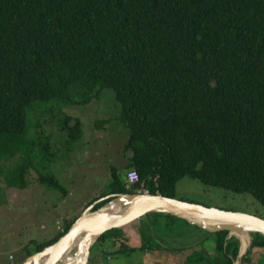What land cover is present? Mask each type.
<instances>
[{
	"label": "trees",
	"instance_id": "16d2710c",
	"mask_svg": "<svg viewBox=\"0 0 264 264\" xmlns=\"http://www.w3.org/2000/svg\"><path fill=\"white\" fill-rule=\"evenodd\" d=\"M103 88L113 90L127 132L125 166L139 181L126 188L113 167L112 188L87 203L92 211L109 193L144 188L175 197L184 176L249 192L264 205V0H0V178L23 188L29 168L49 160V136L30 137L35 105L85 104ZM61 127L70 143L83 134L70 114ZM165 233L198 243L213 237L209 252L169 245L189 250L182 264H235L243 245L227 230L155 211L102 233L85 264L92 248L102 260L157 250ZM254 247H264L260 231H252L240 264H253Z\"/></svg>",
	"mask_w": 264,
	"mask_h": 264
},
{
	"label": "rangeland",
	"instance_id": "374dc122",
	"mask_svg": "<svg viewBox=\"0 0 264 264\" xmlns=\"http://www.w3.org/2000/svg\"><path fill=\"white\" fill-rule=\"evenodd\" d=\"M118 113L119 107L111 88L101 89L98 98L85 104L60 106L51 100L38 103L29 112L30 137L37 141L41 134L45 141L49 136L52 149L48 153L49 160H40L39 164L35 163L37 166L29 168L25 187L10 186L4 176L0 178V264L22 262L28 251L33 250L35 242L52 240L66 223L80 217L83 211L91 212L87 203L112 188L113 167L125 181L124 174L129 168L125 166L128 160L123 143L127 132L117 119ZM65 114L79 117L82 121L83 134L74 143L68 141V135L61 127ZM14 163L15 159L6 161L5 169ZM42 175L45 180H42ZM55 181L60 187L53 184ZM175 198L264 218V205L251 193L230 191L188 176L176 182ZM131 226L135 227L130 223L127 225ZM162 236L157 240L161 244L157 250L133 254L112 252L104 256V260L92 248L90 264H182L194 247L209 252L214 244L213 237L198 243L177 234L165 233ZM251 240L250 230V243ZM126 241L129 242L128 238ZM169 245L191 247V250L189 253V250L175 253L171 252L174 248ZM74 252L75 248H72L70 254ZM252 263L264 264V247L253 248Z\"/></svg>",
	"mask_w": 264,
	"mask_h": 264
},
{
	"label": "water",
	"instance_id": "95a60500",
	"mask_svg": "<svg viewBox=\"0 0 264 264\" xmlns=\"http://www.w3.org/2000/svg\"><path fill=\"white\" fill-rule=\"evenodd\" d=\"M108 196L112 197L104 205H107L112 201L117 202L122 205V210L119 214L110 216L94 214L104 205L94 211H91L90 213H92V215L94 214L93 216H84L86 212L83 211L80 214V217H78L72 224L70 229L56 242L46 245L40 251L33 252L19 264H27L30 260H34L35 264H39V259L49 253H51V256L46 259L44 264H71L69 261L64 263L63 260L61 262L60 259L67 250L69 243L80 233L83 235L81 241L78 243V247L80 248L83 246L84 254L78 257V261L75 264H85L88 259L91 244L102 233L110 228L123 225L133 219L139 218L148 212L155 211H162L180 216L209 231L227 230L228 236H236L237 233H235V231L242 230L245 227L244 224L251 225V227H253L251 231H260L264 234V218L259 217L256 214L226 210L214 206H206L199 203L177 199L175 197L164 196L160 193L151 194L138 191L109 194ZM93 204L88 206L89 209L93 206ZM194 216H201L204 219L219 218L222 219L223 222L220 224H207L206 222L190 218ZM240 248L239 258L236 261L238 264H240L241 259L246 254L248 247L244 252L242 251V245Z\"/></svg>",
	"mask_w": 264,
	"mask_h": 264
},
{
	"label": "bare ground",
	"instance_id": "6f19581e",
	"mask_svg": "<svg viewBox=\"0 0 264 264\" xmlns=\"http://www.w3.org/2000/svg\"><path fill=\"white\" fill-rule=\"evenodd\" d=\"M122 210V205L118 204L117 202H110L108 203L107 205H104L98 212L94 213V214H102V215H106V216H110V215H116V214H119ZM93 214V215H94ZM92 213L90 212H86L84 216H93ZM191 219H195L197 221H203V222H206L207 224H220L221 222H223L222 219H219V218H208V219H204L202 218L201 216L197 217V216H194V217H190ZM245 226H248L247 228H243L242 230L240 231H235V233H237V237L240 239L241 237V240H242V243H243V246H242V251L244 252L246 250V248L249 246H247V241H246V237L244 236V231L248 234L249 236V243H250V235L247 231V229H250V228H253L251 227V225H247V224H244ZM244 230V231H243ZM243 232V234H242ZM239 234H240V237H239ZM82 235L83 234H79L77 235V237L71 241L69 243V246L67 247V250L65 251V253L62 255L60 261L64 263L66 262H71V264H75L77 263L78 261V257L79 256H82L84 253H83V246H81L80 248L78 247V243L81 241V238H82ZM72 248H75V252L70 254V251L72 250ZM51 256V253H49L48 255H44L41 259H39V264H44V262L46 261V259L48 257ZM27 264H35V261L34 260H30L28 261Z\"/></svg>",
	"mask_w": 264,
	"mask_h": 264
},
{
	"label": "built area",
	"instance_id": "2783aa9c",
	"mask_svg": "<svg viewBox=\"0 0 264 264\" xmlns=\"http://www.w3.org/2000/svg\"><path fill=\"white\" fill-rule=\"evenodd\" d=\"M137 181H139V174L136 170H127L126 174H125V181H124V186L126 188H130L131 184L136 183ZM139 192H145V193H149L148 190H140Z\"/></svg>",
	"mask_w": 264,
	"mask_h": 264
},
{
	"label": "crops",
	"instance_id": "0c3cea01",
	"mask_svg": "<svg viewBox=\"0 0 264 264\" xmlns=\"http://www.w3.org/2000/svg\"><path fill=\"white\" fill-rule=\"evenodd\" d=\"M241 247V246H240ZM240 250H241V248H240Z\"/></svg>",
	"mask_w": 264,
	"mask_h": 264
},
{
	"label": "clouds",
	"instance_id": "9594fccd",
	"mask_svg": "<svg viewBox=\"0 0 264 264\" xmlns=\"http://www.w3.org/2000/svg\"><path fill=\"white\" fill-rule=\"evenodd\" d=\"M138 192V191H137Z\"/></svg>",
	"mask_w": 264,
	"mask_h": 264
}]
</instances>
